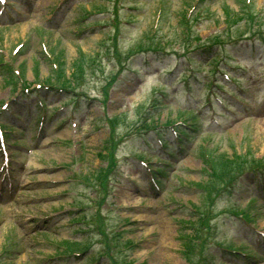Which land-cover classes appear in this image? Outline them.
Here are the masks:
<instances>
[{
	"label": "rangeland",
	"instance_id": "obj_1",
	"mask_svg": "<svg viewBox=\"0 0 264 264\" xmlns=\"http://www.w3.org/2000/svg\"><path fill=\"white\" fill-rule=\"evenodd\" d=\"M33 1L28 8V17L21 18L15 25L12 22L18 17L3 20L7 27L0 28L1 57L10 61L13 69L20 68V80L25 81L29 89L35 82L53 80L56 72L52 62L60 69V78L71 81L76 66L84 62L82 68H86L87 73L83 70V76L87 75V79L84 82L78 78L81 86L75 88V97L71 93L42 91L45 106L42 113L46 118L39 130L36 125L39 110L33 91L26 93V98L19 95L15 99L18 101L13 102L10 98L12 89L0 74V103L8 101L6 109L0 108V118L9 129L5 140L11 155L9 174L15 187L9 197L0 199V264H65L66 260L58 256L65 247L60 243L62 240L81 241L80 248L88 247L79 264L97 262L102 260L103 257H99L108 247L99 228L108 232L111 238L115 233L120 240L115 251L109 243V259L104 258V263L106 259L110 264H187L177 238L180 232L177 233L175 220L187 218L191 204L202 212L217 214L213 220L215 244L223 248L230 245L234 250L228 254L230 252L217 245L209 244L202 253L201 249H192V256L196 252V258L203 259V264H264V245L257 242L252 230V227L264 229L262 186L256 182L251 187V179L246 173L235 177L236 185L213 186L214 182L207 181L201 172L200 149L194 146L183 157L171 159L175 157L171 156L168 178L154 189L138 158L150 157L152 166H161L155 164L156 157L165 161L169 158L165 152L175 154L177 148L164 129L162 138L169 145L163 151L156 146L152 132L135 129L143 117L160 124L168 118H178L182 115L179 111L184 108L202 109L195 118L201 125L200 137L211 133L214 144L209 142L208 148H215L218 155L225 154V157L235 153L264 159V44L256 39L250 43L241 41L233 48L226 41L227 50L217 57L218 60L221 58L219 65L223 69L216 72L214 79L223 90L235 88L237 83L241 91L236 90V94L248 107L231 105L226 111L212 97L216 124L209 120L206 90L199 85L205 81L206 74H196L201 79L189 77V94L183 93L184 88L179 82L185 59L176 56L186 51L181 40L182 30L186 28L181 23V14L186 13L193 0H162L164 9L157 25L156 0H121V21L126 25L127 18L134 14L135 22L124 26V34L116 45L112 44L107 28L84 30L80 35L71 33L75 28L72 23L74 13L81 6L93 9L94 5H100L107 13L88 16L84 23L106 20L112 9L109 0H75L65 9V16L56 18L46 12L57 0ZM242 1L208 0L210 16L201 15L191 25L192 31L202 39L224 31L228 22L226 17L231 16L232 11L238 15ZM251 2L253 11L261 17V24H252V27L262 31L264 36V0ZM130 6H140V9L136 12L130 10ZM46 19L55 22L44 43L48 56L41 46L46 38H40L37 33V28L46 23ZM236 25H239L236 32L248 29L244 21ZM153 31L165 41L170 55H159V60L148 65L143 63L142 57L133 59L130 71L136 69L135 72H128L126 68L109 90L106 100L100 103L103 78L110 75L114 67L117 69V57L123 56L125 50L140 40L146 43V37ZM229 31L235 32L232 27ZM17 44L22 46L12 54L11 50ZM252 44H255L253 48ZM227 51L230 58H226ZM80 53L85 54V60L78 55ZM190 56L197 58L191 66L193 70L213 66V52L198 50ZM234 56L238 61L232 60ZM238 65H247L248 69L244 72L228 67ZM175 66L179 68L176 72ZM171 70L174 72L172 77L167 74ZM223 72L228 73L231 82L223 80L220 75ZM160 89H163L161 93L157 91ZM215 91L219 93V90ZM60 105L62 110L55 112ZM111 117H116L114 136L121 139L116 151L117 168L108 179L109 188L102 192L99 180L106 161L101 155H106L107 151L102 145L109 136L106 119ZM220 162L216 163L218 168H225ZM196 185L203 186L204 190L195 189ZM103 195L104 202L99 204ZM251 198L254 199L252 219L244 222L232 211L246 209V205L252 203ZM184 226V223L179 225V230L188 231L189 228ZM239 251L247 252L249 257H237ZM73 261L69 259L67 264Z\"/></svg>",
	"mask_w": 264,
	"mask_h": 264
},
{
	"label": "trees",
	"instance_id": "obj_2",
	"mask_svg": "<svg viewBox=\"0 0 264 264\" xmlns=\"http://www.w3.org/2000/svg\"><path fill=\"white\" fill-rule=\"evenodd\" d=\"M242 16H244V15H242ZM249 16V15H248ZM249 19H250V16H249ZM233 22V21H232ZM216 40H218V38L216 37ZM220 158H222V157H219L218 159H220ZM222 162V164L225 166V168H223L221 171H220V175L222 174V175H225V174H227L226 173V171L228 172V171H230L231 169H232V166L233 165H235V164H242L243 163V161H241V162H238V158H232V159H229V160H225V161H221ZM213 168H214V166H213Z\"/></svg>",
	"mask_w": 264,
	"mask_h": 264
}]
</instances>
